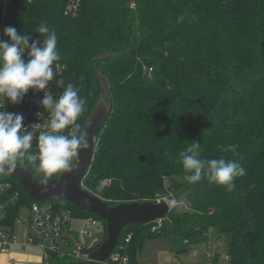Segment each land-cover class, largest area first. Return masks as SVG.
Here are the masks:
<instances>
[{"label":"trees","instance_id":"trees-1","mask_svg":"<svg viewBox=\"0 0 264 264\" xmlns=\"http://www.w3.org/2000/svg\"><path fill=\"white\" fill-rule=\"evenodd\" d=\"M64 2L11 0L2 30L13 26L29 43L42 41L36 31L42 22L56 30L62 57L56 80L80 86L87 100L82 127L102 97L108 102L107 87L111 111L83 188L109 205L165 196L169 182L176 190L187 184L176 159L192 140L202 144L201 158L223 156L245 169L232 192L198 182L197 209L170 210L159 232L152 222L124 226L118 242L131 233V263L138 264L137 250L152 235L212 229L230 238V264H264V0H81L75 17L63 13ZM1 15L2 0L0 24ZM229 144L238 145L236 153L223 150ZM0 176L21 193L15 207L49 201L105 224L68 200H34ZM15 207L5 209L0 224L11 225ZM47 264L79 263L52 256Z\"/></svg>","mask_w":264,"mask_h":264},{"label":"clouds","instance_id":"clouds-1","mask_svg":"<svg viewBox=\"0 0 264 264\" xmlns=\"http://www.w3.org/2000/svg\"><path fill=\"white\" fill-rule=\"evenodd\" d=\"M36 31L42 34V41L29 43L31 37L13 26L3 29L8 39L0 38V173L14 170L18 165H31L39 174L41 190L47 191L50 186L55 187L50 181H58L62 174L77 171L79 153L89 150L93 144L98 149L101 139L90 136L85 130L91 127V122L83 127L79 122L86 111L87 100L80 94V86L66 83L64 77L56 80V84L62 86L58 95L53 97L45 92L39 101L48 118L44 125L37 127L47 130L41 131L36 138L37 151L34 153L29 151L33 147V132L24 131L22 114L3 110L5 99L12 104L19 103L29 89H45L58 73L57 62L62 57L57 47L56 30L42 22ZM237 148L238 145L229 144L223 150L236 153ZM202 151V144L192 140L178 153L176 163L183 169V180L189 185L206 180L232 192L236 188L235 179L243 176L245 169L238 161L223 156L201 158ZM104 187L99 183L96 190L103 191ZM167 203L171 207L176 202L170 199Z\"/></svg>","mask_w":264,"mask_h":264},{"label":"built area","instance_id":"built-area-1","mask_svg":"<svg viewBox=\"0 0 264 264\" xmlns=\"http://www.w3.org/2000/svg\"><path fill=\"white\" fill-rule=\"evenodd\" d=\"M32 2L33 0H26ZM11 0H2V15L0 24V38L8 39L3 34L2 24L7 8ZM81 0H65L63 13L75 17L78 14ZM134 4L131 3V6ZM28 49L25 50L24 56H27ZM56 71L58 72L52 81L46 85L43 90L29 89L24 95L21 102L12 104L5 99V111L22 114L24 131L33 132V147L30 152L37 151L36 138L41 131L46 128L37 127L44 125L48 118L47 111L40 105L39 101L43 98L44 93L48 92L55 97L59 94V85L56 84V78L62 73V66L57 63ZM40 113V115H37ZM21 198V193L14 183L0 176V208L15 207ZM175 200L174 206H169L168 200ZM152 201L156 203L165 202L169 208L186 207L185 202L178 198H173L169 193L162 197H157ZM20 204L16 209V215L11 225L0 224V253H8L12 246L36 245L42 252V258L47 262L52 256L58 258H69L75 263L86 264L97 262L98 264H132L128 254V246L131 240V233H128L123 241L116 243L111 253L102 261H94L90 258L91 252L96 250L102 241L99 236L105 234V224L93 216L77 217L72 214L68 208H56L49 201H33L27 205V214L24 219L18 217ZM21 225L25 229V238L20 241L18 234L14 231V224ZM150 223V222H148ZM152 232H159L161 221H152ZM86 226L94 227L93 231ZM214 258V256H213ZM217 259L229 260V255H222Z\"/></svg>","mask_w":264,"mask_h":264},{"label":"water","instance_id":"water-1","mask_svg":"<svg viewBox=\"0 0 264 264\" xmlns=\"http://www.w3.org/2000/svg\"><path fill=\"white\" fill-rule=\"evenodd\" d=\"M104 91L108 97V102L102 97L94 106L89 118L83 126L91 122V127L85 130L91 135H99V131L109 117L111 103L107 87ZM95 144L87 151L79 153L80 165L73 173L62 174L58 181H50L55 187H49L47 191H42L38 184V179L29 168L19 166L1 175H8L16 180L28 197L34 200L49 199L53 201L68 200L76 206L102 218L105 222L106 236L100 246L91 252L90 258L94 261L104 260L113 250L119 235L124 226L133 223H148L161 221L164 223L166 214L171 210L165 202L156 203L152 200L119 202L109 205L101 197L86 190L81 185V180L89 169L95 152Z\"/></svg>","mask_w":264,"mask_h":264},{"label":"rangeland","instance_id":"rangeland-1","mask_svg":"<svg viewBox=\"0 0 264 264\" xmlns=\"http://www.w3.org/2000/svg\"><path fill=\"white\" fill-rule=\"evenodd\" d=\"M179 185H173L169 182L164 191L173 193V198H181L186 207H176V211H185L192 213L202 201L203 186L201 184H183L178 190ZM27 204L20 206L18 217L24 219L27 214ZM5 215V209L0 208V219ZM153 225V224H151ZM85 228H93L86 226ZM14 231L18 234L20 241L25 238V229L18 224H14ZM100 240L103 241L105 236L101 234ZM230 238H218L216 233L209 229L199 234L183 236L181 234H162L152 235L146 238L143 246L137 250L136 261L138 264H230L224 259L214 261L213 256L221 257L229 255ZM12 246L13 249H16ZM11 248V250H12ZM19 253L27 256L28 259L21 257L20 260H5L11 264H47L46 260H42V251L36 245H27L19 248ZM24 259V260H23Z\"/></svg>","mask_w":264,"mask_h":264},{"label":"crops","instance_id":"crops-1","mask_svg":"<svg viewBox=\"0 0 264 264\" xmlns=\"http://www.w3.org/2000/svg\"><path fill=\"white\" fill-rule=\"evenodd\" d=\"M26 246H24V247H26ZM24 247L17 246V247H15L16 249H13L12 248V250L10 252H8V253H0V264H11V263H6L5 260H7V262H8V260H11V259L12 260H20L21 257H24V258L28 259L27 256H23V254H20L19 253V250L18 249L19 248H24ZM42 256H43V252H42ZM217 257L218 256L215 255V257H214V261L215 262H218L219 261V259H217ZM41 259L44 260L42 257H41Z\"/></svg>","mask_w":264,"mask_h":264}]
</instances>
